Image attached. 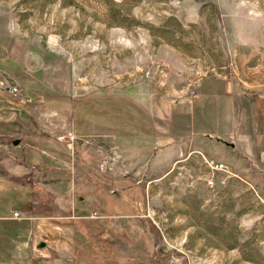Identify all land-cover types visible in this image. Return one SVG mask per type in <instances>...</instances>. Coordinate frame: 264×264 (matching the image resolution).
<instances>
[{
	"label": "rangeland",
	"instance_id": "obj_1",
	"mask_svg": "<svg viewBox=\"0 0 264 264\" xmlns=\"http://www.w3.org/2000/svg\"><path fill=\"white\" fill-rule=\"evenodd\" d=\"M0 65V260L33 264L2 235L40 221L27 231L41 264L68 261L75 232L74 264H264L260 160L206 140L214 161L179 162L162 179L122 174L116 142L59 136L50 115L60 100L129 93L173 105L202 79L264 104V0H0ZM62 159L71 169L59 171Z\"/></svg>",
	"mask_w": 264,
	"mask_h": 264
},
{
	"label": "crops",
	"instance_id": "obj_2",
	"mask_svg": "<svg viewBox=\"0 0 264 264\" xmlns=\"http://www.w3.org/2000/svg\"><path fill=\"white\" fill-rule=\"evenodd\" d=\"M2 67L3 65H0V69ZM197 88V93L173 105L166 102L151 105L145 98L130 93L94 100L82 108L73 105L72 101L60 100L52 108L50 115L54 117V129L59 136L65 132L76 137L86 135L102 143L110 138L116 142L120 164H116L115 169L122 174L136 171V175H141V171H144L143 173L152 178L162 179L173 171L179 162L197 157L208 158L205 155L206 140L211 141V145H214V142L226 145L232 153L248 163L251 159L260 160L264 174V104L259 101L249 102L227 81L214 79L206 82L202 79ZM82 110L85 111L84 114ZM209 121L215 127L212 133L203 130L204 123ZM37 144L42 147L41 153L47 156L46 143L37 139ZM63 160L59 171L71 169V162L66 164ZM45 166L37 168L44 169ZM76 170L78 171L77 168ZM24 171H27V167ZM233 176L244 180L234 171ZM23 224L18 230V227L13 226L17 231L9 235L5 233L2 238L8 239L9 244L14 246V249L10 248L16 254V262L41 264L46 258L39 257L38 253H34L29 247L31 238L27 228L36 230L44 227L45 223L38 221ZM78 235L77 232L67 237L64 235L69 241L68 261L60 259L62 264H74L76 251L72 249L75 245L72 240ZM60 238L58 236L57 239ZM60 244L58 243L59 246ZM54 250L58 254L61 252L57 247ZM1 251L2 249L0 258H3L7 251ZM0 264L13 263L6 259L0 260Z\"/></svg>",
	"mask_w": 264,
	"mask_h": 264
},
{
	"label": "built area",
	"instance_id": "obj_3",
	"mask_svg": "<svg viewBox=\"0 0 264 264\" xmlns=\"http://www.w3.org/2000/svg\"><path fill=\"white\" fill-rule=\"evenodd\" d=\"M6 89H7L6 91L8 92V94L13 95V96L18 95L20 93L19 89L15 85H13L12 83L6 82ZM208 166H209L210 170H212V171H228V168L225 167L223 164H220V163L213 165V162H210ZM10 219L22 220L18 216L17 213H12Z\"/></svg>",
	"mask_w": 264,
	"mask_h": 264
},
{
	"label": "trees",
	"instance_id": "obj_4",
	"mask_svg": "<svg viewBox=\"0 0 264 264\" xmlns=\"http://www.w3.org/2000/svg\"><path fill=\"white\" fill-rule=\"evenodd\" d=\"M87 183V181L85 182V184ZM116 183H114V185H115ZM80 186H83L84 187V185L83 184H80ZM90 187V186H89ZM89 187H88V189H89ZM81 189H83V188H81ZM84 189H85V187H84ZM114 189H116V185H115V188ZM255 190H256V188H254ZM111 190H113V189H111ZM99 223H102V222H99ZM104 223V222H103ZM124 255H125V257H129L128 255H126L125 253H124ZM132 259H135V258H132ZM131 258H129V260H132Z\"/></svg>",
	"mask_w": 264,
	"mask_h": 264
},
{
	"label": "water",
	"instance_id": "obj_5",
	"mask_svg": "<svg viewBox=\"0 0 264 264\" xmlns=\"http://www.w3.org/2000/svg\"><path fill=\"white\" fill-rule=\"evenodd\" d=\"M12 145H18V141H13L12 142ZM44 247V243H42V244H40L39 246H38V248H43Z\"/></svg>",
	"mask_w": 264,
	"mask_h": 264
}]
</instances>
